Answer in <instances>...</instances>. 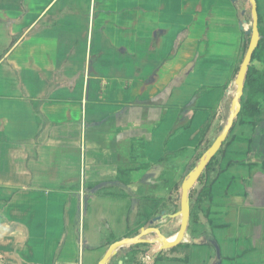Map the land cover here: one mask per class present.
<instances>
[{
	"label": "crops",
	"instance_id": "obj_1",
	"mask_svg": "<svg viewBox=\"0 0 264 264\" xmlns=\"http://www.w3.org/2000/svg\"><path fill=\"white\" fill-rule=\"evenodd\" d=\"M84 4L87 41L93 38L97 45L98 38L104 39L111 51L141 58L145 65L153 64L149 68L154 72L149 81L135 80L127 86H121L122 81H101L102 94L88 113L87 81H82L79 100L72 98L74 81H38L39 70L55 65L59 46L55 23L70 21L61 16L76 0H0V262L4 264H93L99 242L89 246L85 240L86 205L95 206L97 197H109L99 194L103 190L95 188L99 184L119 187L114 181L117 168L127 165L130 156V107L148 102L143 110L152 121L158 120L146 136L137 137L146 141L145 159L155 162L164 152L187 150L184 146L169 150L168 145L181 130L192 127L198 128L196 139L209 111L231 88L229 83L222 89L238 56L243 30L230 0H86ZM136 96L140 100L130 104ZM194 108V126L156 139V130L165 121L174 125L183 109ZM121 152L125 161H120ZM89 183H94L92 188ZM205 247L191 246L187 263L165 254L164 264H216ZM238 260L236 264H243Z\"/></svg>",
	"mask_w": 264,
	"mask_h": 264
},
{
	"label": "rangeland",
	"instance_id": "obj_2",
	"mask_svg": "<svg viewBox=\"0 0 264 264\" xmlns=\"http://www.w3.org/2000/svg\"><path fill=\"white\" fill-rule=\"evenodd\" d=\"M85 1L86 0H76V5L69 7L70 11L66 12L64 16H61L62 18L65 17V19L70 18L69 22L55 23L58 28L57 34L59 36V46L57 49L55 65L48 70H39L38 81H53L54 83L57 82V84L59 81H74L76 84L80 81H91L93 91L99 89L96 95V100H98L99 95L102 94L100 86L101 81L108 83L111 81H122L120 84L121 86H127L135 80L149 81L154 72V69H150L149 67L153 64L149 63L145 65L140 61L141 58H137L136 60L134 58L126 57L118 52H113L106 41L99 38L97 45L94 44L91 46L90 41H87L85 37L86 29L83 17ZM240 1L241 0H230L232 6L234 5L235 7L242 9L241 7H243V5ZM257 2L258 12L260 15H263L264 0H257ZM243 12L244 9L241 10V13ZM242 26L246 30L250 29L251 19L250 22L242 23ZM100 49L101 55H99L98 59H96V57L94 58V55L97 54ZM68 51L71 52L70 58H65ZM92 59L94 60V63H92ZM134 65L139 68L135 70V68H133ZM166 73L167 71H164L162 75L166 76ZM221 73L223 75L225 71H221ZM219 74L220 73L218 72L215 77L216 80L219 79ZM231 85L235 91L234 83H231ZM77 95L78 91H75L72 93V98H76ZM263 98L264 95L259 94L256 97V101L262 105V110L264 111ZM143 104L146 105L148 102L139 103L130 107V143L132 142L136 144L134 139L146 136L144 133H147L149 128H153L158 121L157 118L152 121L148 114L143 110ZM190 106L192 105H189V107ZM230 110L231 108L229 106L227 111L228 114ZM187 112L189 115L191 111L188 109L183 114H186ZM185 117L187 118V116ZM226 121L227 119L224 118L222 126L225 125ZM194 124L192 126H194ZM174 125H169L168 121H165V123L156 130V139L158 141L162 139L166 133L172 131L175 127ZM197 129V127H192L188 132L181 130L171 140L168 149L171 150L176 147L184 146L187 147V150H183L177 155L169 157L167 161L149 168L141 178L133 184L132 189L137 185H142L144 186L143 188H145V191L148 192V187H145L147 184H157L159 186L162 183L161 180H166L168 181L166 186L169 187L173 180L178 179L184 170L187 157L191 153V147L194 145L195 140L194 133L196 134ZM240 131L248 133L247 128L237 130L238 133ZM157 140L153 143L154 145L152 148L154 157L157 153ZM239 146L241 147V144L235 143L233 150L237 149ZM252 151L254 154L248 156V160L261 161L264 159V121L255 127ZM124 155L125 152L121 155L120 161L126 160V157H123ZM236 156L238 159L242 158L239 153ZM74 160L75 159L70 158V163H75ZM230 174L247 176L248 173L245 167L238 166L230 168L225 177H229ZM112 176L113 175H111V177ZM103 183V190L99 193L102 197L108 195L107 192L119 190V187H116L111 182ZM247 185L245 183L246 196L231 195L223 197V187L218 189L217 186L215 189V202L213 206L215 213L212 216L213 223H226L228 224V227L211 231L208 236L210 238V245L203 246H206L205 249L209 251L210 254H213V258L216 259V264H220L217 258L218 251L219 256L224 258L223 260L226 264L230 262L231 264H236L239 261L238 259H240L243 264H264V172L258 169L254 170ZM166 188L167 187H161V190H155L154 193L165 195L167 191ZM137 198L138 197L135 195L130 196L129 199H126V197L109 195V197L106 198L97 197L95 206H93L92 203L89 205L87 204V214L84 219V235L88 245L93 246L97 242L104 241L109 236H112L113 238H122L127 231V225L132 221V217L136 211L134 203ZM121 200L125 202L126 206H129L128 210L123 208V204L120 202ZM94 220L96 222H94ZM180 221L181 218L178 216L166 217L165 219L157 221L156 224L164 236L167 238H173L178 232ZM187 237H189L188 232ZM142 239L153 241L157 239V235L155 233H148L142 236ZM191 246L202 245H188L184 248L183 253L187 252L190 256L189 248ZM104 250L105 248L96 251L93 258V264H97ZM153 252L154 251L151 250L149 253ZM167 254L169 257L175 258L176 256L182 255V251L176 249L174 252H167ZM88 257L89 256L86 255L85 260H87ZM165 258L166 256L157 264L167 263L168 260ZM229 258L234 259L228 260ZM117 261L118 260L116 259L114 263H117Z\"/></svg>",
	"mask_w": 264,
	"mask_h": 264
},
{
	"label": "trees",
	"instance_id": "obj_3",
	"mask_svg": "<svg viewBox=\"0 0 264 264\" xmlns=\"http://www.w3.org/2000/svg\"><path fill=\"white\" fill-rule=\"evenodd\" d=\"M240 3L244 7H241L244 9V12L241 13L242 9L236 7L239 21L242 23L250 22V3L248 0H241ZM258 35V44L244 78L243 94L240 98L241 107L238 114L234 118L233 126L220 148L209 159L203 171L190 185V215L184 238L177 247L171 249L161 247L160 243L132 244L118 250L116 255L109 261L108 264H119L118 261L117 263H114L115 260H118L119 258V261H122L121 264H157L159 261H162L163 256L167 254V252L171 253L176 249L181 250L182 255L176 256L174 258L175 261L187 263L189 260V254L187 252L183 253L186 246L210 245V238L208 237L209 233L215 229L228 227V224L226 223H213L212 216L215 213L213 206L215 202L214 192L216 187L218 186V189L223 187V197L231 195L246 196L247 193L245 183L246 185L249 183L252 172L257 169L264 172V159L261 161L248 160V156L254 154L252 153V142L255 127L264 121V111L262 110V105L256 101V97L259 94L264 95V14L260 15L259 12ZM249 38V35H246L243 31H241L238 56L231 66L229 74L223 85V90L226 89L227 85L232 83L235 79L242 58L249 44ZM92 40L90 43L91 46L94 45ZM70 51H68V54L65 55V58H70ZM99 55H101V49L94 55V58L96 57V59H98ZM92 63H94L93 59ZM87 82V112L89 113L90 109L94 108V101L97 98L96 95L99 89H95L93 91L91 81ZM73 88V93L78 91V95L75 99H81L82 81L78 82L76 87ZM234 93V88L231 85L229 92L223 96L220 105L209 111L202 127L196 135L194 147L189 158L186 160L181 176L178 179L173 180L169 187L166 186L168 181L161 180L162 183L159 186L157 184H147L145 187H148V192L145 191V188H143L144 186L142 185H137L134 189H132L133 184L136 183L149 168L167 161L169 157L180 153L182 149L179 151L164 152L157 161L150 162L145 159V139H134L136 144L132 142L130 143V156L128 158V164L117 168L116 177L114 179L119 186V190L107 192L108 195L111 196L130 197L135 195L138 197L134 203L136 211L134 212L132 221L127 225V231L122 238L134 237L138 235L141 228H158L156 222L151 223L154 218L162 215L169 217L181 209V183L188 172L196 166L201 155L213 144L215 138L219 135L220 129L223 127L222 121L224 118H228L227 111ZM137 100H140V96H136L135 99H132L130 104ZM190 110L192 112L187 118L182 116L185 109L181 111L182 113L176 119L174 125L175 127L172 129L169 136L173 135L180 129L190 128L193 122V111L195 108ZM244 128H247L248 133H244V131H240L239 133L237 132L238 129L241 130ZM235 143L241 144V147L239 146L237 149L233 150ZM238 153L242 158H237L236 155ZM238 166L245 167L247 169V176L230 174L229 177H225L230 168ZM93 184L94 183H89L88 186L92 188ZM161 187H167L165 195L154 193L155 190H161ZM100 191L101 190H98L97 192ZM6 202L7 201H5V203ZM187 232L189 237H187ZM119 239L121 238H113L112 236H109L104 241L99 242V244L94 248L99 250L107 248V246ZM151 250L154 252L149 253ZM234 258H229L228 260H233ZM223 259L224 258L220 256L218 258V262ZM0 264L4 263L0 262Z\"/></svg>",
	"mask_w": 264,
	"mask_h": 264
},
{
	"label": "water",
	"instance_id": "obj_4",
	"mask_svg": "<svg viewBox=\"0 0 264 264\" xmlns=\"http://www.w3.org/2000/svg\"><path fill=\"white\" fill-rule=\"evenodd\" d=\"M250 3V15H251V28L250 29H244L242 26V22L239 24L240 30H243V32L246 35H249V44L247 46V49L245 51V54L242 58V61L240 63L237 75L235 79L233 80L234 86H235V93L230 103V112L228 114L227 121L225 125L220 129L219 135L215 138L213 144L201 155L198 163L195 167H193L192 170L188 172L186 177L183 179L181 183V209L169 217H180V225L178 232L176 233V239L173 243L167 242V237L164 236L161 231L158 228H150V229H144L141 228L138 235L134 237H124L121 238L113 243H111L107 248H105L101 258L98 260L97 264H108L109 261L116 255L118 250L128 247L132 244H139V243H159L155 240H145L142 239V236L148 234V233H155L157 237L162 239L161 247H167L169 249L175 248L178 246V244L182 241L184 238L188 221H189V215H190V207H189V199H190V185L193 183V181L200 175V173L203 171L204 167L208 163L209 159L216 153V151L220 148L223 141L227 138L228 133L230 129L233 126L234 118L238 114L241 104H240V98L243 94V85H244V78L248 69V66L250 65L252 56L254 54V51L257 47L259 35H258V10H257V1L256 0H248ZM104 185V183L99 184L95 188L101 187ZM94 190V189H93ZM92 190V191H93ZM167 216L162 215L159 217H156L153 219L152 222H157L161 219H165ZM217 258H219V251L217 252Z\"/></svg>",
	"mask_w": 264,
	"mask_h": 264
},
{
	"label": "bare ground",
	"instance_id": "obj_5",
	"mask_svg": "<svg viewBox=\"0 0 264 264\" xmlns=\"http://www.w3.org/2000/svg\"><path fill=\"white\" fill-rule=\"evenodd\" d=\"M175 239H176V235L173 238H167V242L171 244L174 242ZM155 241L162 243V239L159 237H157V239Z\"/></svg>",
	"mask_w": 264,
	"mask_h": 264
}]
</instances>
